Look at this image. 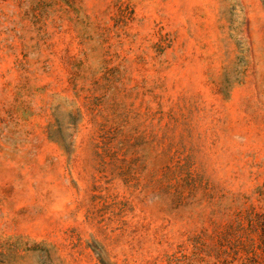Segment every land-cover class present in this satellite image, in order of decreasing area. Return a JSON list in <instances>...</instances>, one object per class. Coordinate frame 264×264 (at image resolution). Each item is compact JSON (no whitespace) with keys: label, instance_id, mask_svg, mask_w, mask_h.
Segmentation results:
<instances>
[{"label":"rangeland","instance_id":"374dc122","mask_svg":"<svg viewBox=\"0 0 264 264\" xmlns=\"http://www.w3.org/2000/svg\"><path fill=\"white\" fill-rule=\"evenodd\" d=\"M0 264H264V0H0Z\"/></svg>","mask_w":264,"mask_h":264}]
</instances>
